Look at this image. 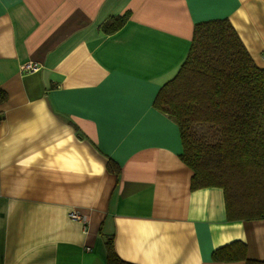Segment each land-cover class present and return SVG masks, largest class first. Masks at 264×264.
I'll list each match as a JSON object with an SVG mask.
<instances>
[{"label":"crops","instance_id":"1","mask_svg":"<svg viewBox=\"0 0 264 264\" xmlns=\"http://www.w3.org/2000/svg\"><path fill=\"white\" fill-rule=\"evenodd\" d=\"M220 18L264 68V0H0V264H106L109 237L133 264H245L211 258L234 240L264 261V219L229 221L222 188H190L152 104L194 24Z\"/></svg>","mask_w":264,"mask_h":264},{"label":"trees","instance_id":"2","mask_svg":"<svg viewBox=\"0 0 264 264\" xmlns=\"http://www.w3.org/2000/svg\"><path fill=\"white\" fill-rule=\"evenodd\" d=\"M128 13L101 24L120 29ZM0 89V103L6 99ZM153 106L178 126L180 160L192 170L190 188L223 189L226 219H264V68L258 67L226 18L194 24L188 53L176 74L157 91ZM109 171L120 167L108 159ZM213 261L243 260L246 245L234 240L213 250ZM106 264H133L106 241Z\"/></svg>","mask_w":264,"mask_h":264},{"label":"built area","instance_id":"3","mask_svg":"<svg viewBox=\"0 0 264 264\" xmlns=\"http://www.w3.org/2000/svg\"><path fill=\"white\" fill-rule=\"evenodd\" d=\"M39 69V64L33 61H27L21 65L20 70L23 73H33ZM70 218L75 219V220H80L83 223L87 222V217L84 214L79 213L76 210H73L69 214Z\"/></svg>","mask_w":264,"mask_h":264}]
</instances>
